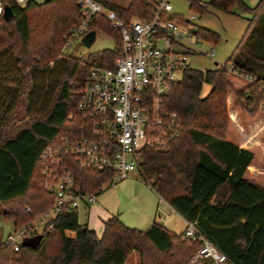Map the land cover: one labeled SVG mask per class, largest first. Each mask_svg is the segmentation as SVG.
Returning a JSON list of instances; mask_svg holds the SVG:
<instances>
[{
    "label": "trees",
    "instance_id": "1",
    "mask_svg": "<svg viewBox=\"0 0 264 264\" xmlns=\"http://www.w3.org/2000/svg\"><path fill=\"white\" fill-rule=\"evenodd\" d=\"M152 1L107 4L130 20L148 18ZM7 4L13 16L9 20L0 16V56L9 52L16 60L19 86L11 98L0 89V215L12 220L14 229L52 205L53 196L42 186L39 155L45 147L59 146L62 139L70 141L79 135L75 107L89 70L93 66L114 70L122 44L118 30L103 17H93L86 33L100 31L114 40V47L91 53L85 61L69 57L54 91L43 101L45 109L8 130L12 121L38 104V97L32 95L33 73L46 70L61 56L64 40L70 39L83 13L76 0ZM189 8L200 14L210 9L233 14L238 9L251 14L254 21L264 20V0L253 7L244 0H191ZM173 19L187 22L176 15ZM255 32L260 38L254 51L244 52L232 64L252 78L245 89L233 91L235 103L250 115L264 109V74H256L264 61V27ZM197 34L212 42L218 39L205 29H197ZM230 87L222 69H186L163 98L164 110L175 114L178 134L163 146L142 148L138 173L186 221H195L199 231L234 264H264V188L245 176L254 154L224 137ZM68 163L75 185L85 192L97 195L110 177L106 171L80 169L72 159ZM51 222L52 229H44L32 247L22 244L14 251L0 236V264H123L131 252L137 253L136 264H188L198 246L183 232H171L159 223L139 230L117 216L103 220L97 236L78 222L76 209L68 206Z\"/></svg>",
    "mask_w": 264,
    "mask_h": 264
},
{
    "label": "built area",
    "instance_id": "2",
    "mask_svg": "<svg viewBox=\"0 0 264 264\" xmlns=\"http://www.w3.org/2000/svg\"><path fill=\"white\" fill-rule=\"evenodd\" d=\"M27 1L0 0V16L7 2L23 6ZM76 2L83 17L71 31L70 39L83 37L93 17L100 16L118 30L121 54L114 62V70L90 68L75 107L80 118L79 135L70 141L64 138L59 146L41 151L42 186L54 200L48 209L2 239L14 251L44 229L51 230V220L62 207L77 210L80 205L95 203L96 194L75 185L68 160H74L80 169L109 172L107 181L115 187L132 172L139 171L142 148L163 146L166 139L178 134L175 114L164 110L163 98L189 68L187 57L194 53L192 46L201 40L197 28L174 20L169 0H153L148 18L130 20H124L104 0ZM206 54L213 58L215 52L210 49ZM219 69L243 76L248 82L252 80L232 65ZM183 233L198 244L188 264H234L199 231L195 221H187Z\"/></svg>",
    "mask_w": 264,
    "mask_h": 264
},
{
    "label": "rangeland",
    "instance_id": "3",
    "mask_svg": "<svg viewBox=\"0 0 264 264\" xmlns=\"http://www.w3.org/2000/svg\"><path fill=\"white\" fill-rule=\"evenodd\" d=\"M44 0H37L40 3ZM106 3L126 5L129 0H104ZM191 0H169L172 14L179 16L184 21H187L189 25L197 29H205L215 33L218 39L215 42L200 38L198 45L192 46L194 53H190L187 57V65L191 69L196 70H212L224 66L229 68L232 64L242 58V54L248 51H254L258 44V37L255 29L257 27H264V20L254 21V17L241 10L235 9L234 13H224L217 10L210 9L206 13H198L189 8V2ZM199 3H205L208 0H194ZM258 0H244L246 5L253 7ZM191 16L194 18L191 19ZM261 17V16H260ZM256 22V23H255ZM249 27V28H248ZM248 28V30H247ZM94 41L91 45L86 46L82 43L81 38L65 39L61 47V56L53 60L46 70L35 71L33 73V82L35 89L32 93L33 98L38 97V104L35 108L26 109V114L21 115L18 121H12L8 126V130L11 127L16 126L22 121H25L28 116L34 112L43 111L45 109L43 101H46L48 96L54 91L55 82L60 77L66 67V62L69 57H75L81 61H85L87 56L91 53H95L104 49H112L114 47V40L100 31H93ZM194 37H192V41ZM193 45V44H192ZM213 49L215 54L213 58H210L206 52ZM245 50V51H244ZM214 62L217 65H214ZM84 64L81 63L78 68L79 76L83 72ZM256 74L260 76L261 71L264 74V61L258 65ZM19 73L18 65L11 53H6L0 56V89L8 93L7 97L13 96V91L18 88L17 76ZM231 87L226 92L225 99V112L227 115V128L224 137L233 141L236 144L243 145L250 148L253 151L254 158L251 163L252 167L247 170L246 176L252 178L254 181L261 184L264 188V109H259L252 115L248 114L242 108L235 103L233 91L235 89H245L249 83L243 76L227 73ZM206 88L203 93L206 92ZM141 176L137 171L131 173L127 178L122 179L116 184L115 187L110 186V183L106 181L99 193L97 194V203L95 207L111 213L112 216H116L120 213L121 218L130 216L134 213L136 199L133 195H144V192L139 191L138 185L140 183ZM126 185V190L122 193L116 194V188ZM101 197L104 199L101 201ZM146 197V196H145ZM91 204H89L90 206ZM77 211V218L80 223L86 222V211L82 206H79ZM1 212V209H0ZM126 213V214H125ZM92 220L101 225L102 217L98 214H92ZM161 224V223H159ZM162 225V224H161ZM131 228H136L131 225H126ZM139 229L145 230L147 229ZM13 230V221L10 219H4L0 215V236L2 239L6 238V235ZM133 257L128 256L125 264H133Z\"/></svg>",
    "mask_w": 264,
    "mask_h": 264
},
{
    "label": "crops",
    "instance_id": "4",
    "mask_svg": "<svg viewBox=\"0 0 264 264\" xmlns=\"http://www.w3.org/2000/svg\"><path fill=\"white\" fill-rule=\"evenodd\" d=\"M237 145L240 148L248 149V147H245L243 145H239V144ZM248 150L252 151L250 148ZM251 167L252 165L250 164L247 167V170L249 171ZM247 178L253 180L250 177H247ZM254 182L261 186L260 183L256 181ZM136 184L138 185V188L140 189L139 191L144 192V195L143 194L133 195L134 199H136V204H137V206L135 207L134 213L130 216H125L124 218H121L120 213H118L116 216L125 225H131L133 227H137V229L138 228L143 229L146 227L149 228L153 223H161L165 228H167L171 232H174L177 234L182 233L186 227L187 221L180 214H178L163 198H161L149 185L145 184L142 181ZM125 190H126V185H121L117 187L116 191L114 192L116 194H119V193L124 192ZM102 200L104 199L101 197V201ZM96 201H97V195H96ZM96 201L95 203H97ZM95 203L91 204L90 206L89 204L87 205L83 204L80 206H82L84 210H87L86 211L87 220L83 224H86L88 228L94 230L97 236H99L102 230V222H101V225H99L95 219L92 220V217H91L92 214L95 213V214L100 215L102 217V221L112 216V214L96 208L94 205ZM77 211L78 209L76 210V212ZM130 255L134 256L133 264H136L137 259H138L137 253L131 252L129 253L128 256ZM126 260L124 261L123 264H125Z\"/></svg>",
    "mask_w": 264,
    "mask_h": 264
},
{
    "label": "water",
    "instance_id": "5",
    "mask_svg": "<svg viewBox=\"0 0 264 264\" xmlns=\"http://www.w3.org/2000/svg\"><path fill=\"white\" fill-rule=\"evenodd\" d=\"M12 16H13V14H12V9H11V7H10L9 5H6V6L4 7V11H3V14H2V18H3L4 20H9L10 18H12ZM81 41H82V43H83L84 45H86V46L91 45V43L94 41V33H93V31L86 33V34L82 37V40H81ZM214 65H217V63L214 62ZM37 239H38V236L35 237V238H32V239H27V240H25V241L23 242V244H24L25 246H30V247H32V246L35 245Z\"/></svg>",
    "mask_w": 264,
    "mask_h": 264
}]
</instances>
